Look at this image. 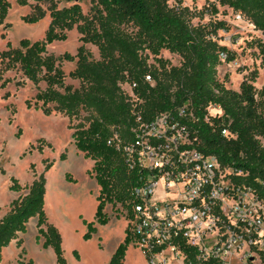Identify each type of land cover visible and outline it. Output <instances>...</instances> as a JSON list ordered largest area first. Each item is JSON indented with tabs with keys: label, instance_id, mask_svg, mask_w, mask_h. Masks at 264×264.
I'll return each instance as SVG.
<instances>
[{
	"label": "trees",
	"instance_id": "obj_1",
	"mask_svg": "<svg viewBox=\"0 0 264 264\" xmlns=\"http://www.w3.org/2000/svg\"><path fill=\"white\" fill-rule=\"evenodd\" d=\"M15 2L19 6L28 4V0ZM217 2L246 17L264 38V0ZM9 8V0H0V22ZM48 10L50 22L41 40L21 38L17 46L8 44L0 52V80L4 72L18 70L35 86L45 83L46 87L25 103L27 108L33 107L46 116L62 113L70 119L83 108L96 111L97 116L87 126H77L71 134L75 149L93 162L89 173L99 187L94 218L83 220L85 240L92 238L97 225L110 221L105 211L107 205H119L130 216L132 206L137 203L132 190L141 182L143 172L129 169L122 153L108 141L115 131L122 139H129V130L136 123H150L161 114L186 123L198 150L216 156L222 167L244 173L238 179L257 188L264 197L258 184L264 181V87L257 89L253 85L256 70L241 81L238 90L227 88L226 79L218 78V67L236 57L234 51L216 39L218 29H227L223 21L194 25L191 20L195 14L183 5V0H171V3L170 0H92L87 15L78 3L62 8L52 3ZM209 10L212 14L218 12L215 4L206 12ZM44 15L45 11L36 5L22 19L35 23ZM74 26L81 42L76 53L65 52L59 57L49 54L47 46L65 41L66 31ZM87 43L97 47L98 59L91 58L84 46ZM256 47L264 57V39L256 40ZM163 50L178 55L180 64L169 65L160 57ZM149 56L155 62L148 63ZM61 60L75 61V68L68 76L79 81L78 87L65 84V73L58 63ZM147 76L151 82L146 80ZM124 85L130 93L122 89ZM210 105L218 107L221 113L210 114ZM224 129L228 135H223ZM42 147L38 145L39 152ZM65 159L64 151L59 160ZM44 163L45 169L52 164L48 160ZM65 179L75 182L69 173ZM10 181L9 190H26V193L13 199L0 218V263L2 248L13 240L21 248L19 254L24 253L18 235L26 232L30 218H36L35 242L41 243L42 248L53 249L54 264H67L59 231L48 222L44 211L43 173L29 185H21L15 177ZM132 243L127 226L107 264H124ZM184 251L191 264H221L214 260L198 261L192 247L186 246ZM74 254L79 257L76 251ZM18 264H33V260L26 263L19 260Z\"/></svg>",
	"mask_w": 264,
	"mask_h": 264
},
{
	"label": "rangeland",
	"instance_id": "obj_2",
	"mask_svg": "<svg viewBox=\"0 0 264 264\" xmlns=\"http://www.w3.org/2000/svg\"><path fill=\"white\" fill-rule=\"evenodd\" d=\"M10 8L3 22H0V52L7 45L17 46L21 38L31 41L41 40L50 22L49 6L56 3L57 8L68 7L78 3L82 12L89 14L92 0H28L25 6H19L15 0H9ZM171 3V0H170ZM217 6L218 12L212 14L211 5ZM38 5L45 15L35 23H27L22 17L32 12ZM183 5L195 16L191 22L196 25L223 21L227 29H218L216 39L220 45L235 52L236 57L230 63H222L217 69V76L225 81L229 89L238 90L241 81L256 70L257 78L253 85L260 89L264 87V57L256 47V40H263L261 32L242 14L226 6H220L217 0H183ZM129 30L132 27H128ZM65 41H55L47 46L49 54L59 57L65 52L75 54L81 45L80 34L74 26L66 31ZM92 59H98L96 46L84 45ZM160 57L169 65H179L180 57L161 51ZM155 62L149 56L148 63ZM65 73V84L74 88L79 81L71 79L68 73L75 68V61L58 62ZM5 83L2 87L1 84ZM45 83L35 86L18 70H9L2 74L0 80V216L8 210L9 203L20 194L9 190L10 178L15 177L21 185H29L33 179L43 173L45 179L44 211L48 222L59 231L63 256L67 264H107L111 251L125 236L127 222L124 210L119 206L107 205L105 211L110 216L106 225H99L91 239L85 240L83 234L86 227L83 220L92 221L96 208V193L94 180L89 171L93 162L84 158L72 144L71 134L77 126H87L89 121L97 116L93 108L81 109L79 113L68 118L62 113L44 115L33 107L27 108L26 100L32 99L38 90H43ZM130 93L128 86H122ZM215 110L210 113H215ZM19 134V135H18ZM43 141V142H41ZM49 144L47 146L46 144ZM38 145H42L39 152ZM66 153L65 160H59V155ZM44 160L52 162L45 169ZM33 165V168H31ZM4 170V173L1 172ZM69 173L75 182H69L65 175ZM36 218H30L26 232L18 235L24 248L21 255L16 240L1 250L0 264L26 263L29 259L33 264H54L55 254L51 247L42 248L35 242ZM79 257L76 258L74 252ZM124 264H147L140 250L130 245Z\"/></svg>",
	"mask_w": 264,
	"mask_h": 264
},
{
	"label": "built area",
	"instance_id": "obj_3",
	"mask_svg": "<svg viewBox=\"0 0 264 264\" xmlns=\"http://www.w3.org/2000/svg\"><path fill=\"white\" fill-rule=\"evenodd\" d=\"M146 80L151 82L149 76ZM208 111L221 113L214 105ZM129 132V139H122L115 131L108 143L129 169L143 172L132 190L137 203L124 217L132 245L147 264H191L186 246L202 262L264 264V197L238 179L244 173L198 150L187 124L168 114L136 123ZM258 184L264 193V181Z\"/></svg>",
	"mask_w": 264,
	"mask_h": 264
},
{
	"label": "crops",
	"instance_id": "obj_4",
	"mask_svg": "<svg viewBox=\"0 0 264 264\" xmlns=\"http://www.w3.org/2000/svg\"><path fill=\"white\" fill-rule=\"evenodd\" d=\"M93 180H94V178H93ZM94 183H95V187H96V189H97V193H98V189H99V187H98V185L96 184L95 180H94ZM97 193H96V195H97ZM96 205H97V204H96ZM2 216H3V215H1L0 218H1ZM98 226H99V225H97L96 227L98 228ZM11 242H12V241H11ZM11 242H10V244H11ZM117 244H118V243H117ZM117 244L115 245V247H114L113 250L111 251V254H112L113 251L115 250ZM110 256H111V255H110ZM126 257H127V251H126L125 259H126ZM143 257H144V256H143ZM125 259H124V262H125ZM144 260H145V258H144ZM145 262H146V260H145Z\"/></svg>",
	"mask_w": 264,
	"mask_h": 264
},
{
	"label": "water",
	"instance_id": "obj_5",
	"mask_svg": "<svg viewBox=\"0 0 264 264\" xmlns=\"http://www.w3.org/2000/svg\"><path fill=\"white\" fill-rule=\"evenodd\" d=\"M35 1H40V0H35Z\"/></svg>",
	"mask_w": 264,
	"mask_h": 264
}]
</instances>
